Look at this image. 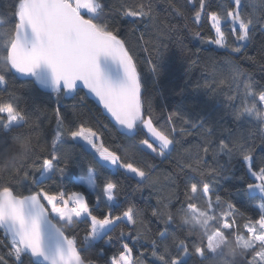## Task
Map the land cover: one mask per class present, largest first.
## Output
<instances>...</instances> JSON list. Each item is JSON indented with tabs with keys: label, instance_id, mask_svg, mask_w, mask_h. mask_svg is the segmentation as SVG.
Returning <instances> with one entry per match:
<instances>
[{
	"label": "snow or ice",
	"instance_id": "snow-or-ice-1",
	"mask_svg": "<svg viewBox=\"0 0 264 264\" xmlns=\"http://www.w3.org/2000/svg\"><path fill=\"white\" fill-rule=\"evenodd\" d=\"M165 3L0 4V264H264V0ZM185 32L225 50L195 90L223 97L226 122L183 100L153 114L169 52H190ZM17 79L55 96L54 120L10 90ZM85 89L111 127L62 105H83Z\"/></svg>",
	"mask_w": 264,
	"mask_h": 264
},
{
	"label": "trees",
	"instance_id": "trees-1",
	"mask_svg": "<svg viewBox=\"0 0 264 264\" xmlns=\"http://www.w3.org/2000/svg\"><path fill=\"white\" fill-rule=\"evenodd\" d=\"M7 0H0V4L6 3ZM224 0H215L216 4L223 3ZM158 11L163 14V9L166 7L165 0H157ZM175 23H181L179 20L174 21ZM202 35L211 36L213 35L210 26L205 25V27L201 30ZM184 44L187 46V49L190 52L184 54L181 57L179 50L175 47H172L169 52V57L171 58L169 62L166 63V68L164 74L160 78L159 90L158 93L154 92V115L160 116L162 111L174 108L178 103L182 100L186 104H194L195 107L188 109L193 115L197 112H201V114L209 116V118L218 119L219 116L224 115L225 122L229 119L226 115L225 105L223 97H216L214 99H209L208 96L204 94L203 91H196L195 86L197 83H203L204 79L207 78V71L204 68V62L211 55L214 62L217 64L222 61L226 55L225 50L217 49L214 45L204 44L199 39L193 38L191 35L187 34V32L182 33ZM259 34L257 35V41H259ZM200 50L197 52V50ZM255 46H253L250 51V55L255 54ZM141 60H145L148 56V53H140ZM191 56V60H196L197 63L193 65L190 69L188 65L191 64V60L187 57ZM244 67L249 69L250 71H254L257 75V78H260L259 68L253 67L252 65L245 63ZM146 78L149 83H151L150 74L145 73ZM11 88H14L17 91L18 95H22L24 100L27 101V106L29 111H32L34 108L40 112V118L44 122L45 125L48 124L49 120H54L52 116V109L55 106V96L51 93L42 91V90H32L28 91L24 88V81L22 79H17L14 82H10ZM183 89L184 95L177 96L175 93ZM159 93H162L159 94ZM5 94L0 91V96H4ZM80 96H85V92L82 91ZM62 105H77L80 111L87 113L92 119L93 122H99L103 124H109L108 118L103 114L102 110L99 106L95 104L88 96H85L83 101V105H81L79 101V97L75 100L64 98L62 100ZM163 122V121H161ZM111 127V124H109ZM112 135L119 137V132L116 129H113ZM196 142V137L192 136L188 138V143L193 144ZM187 146V145H186ZM221 162H224V158L221 157ZM94 163L90 156L85 155L82 159V164ZM159 170L161 172L170 171L171 166L167 163H161L157 161ZM239 167V165H237ZM101 178L110 177L122 179L120 177H115L112 170L108 168L99 169ZM81 169H74L73 175L70 177L73 183L77 182V177L80 174ZM130 187V182H126ZM231 185L227 181H221V194L224 195V189L230 188ZM243 211V209H241ZM96 249H91L87 255L90 257L95 256Z\"/></svg>",
	"mask_w": 264,
	"mask_h": 264
},
{
	"label": "water",
	"instance_id": "water-1",
	"mask_svg": "<svg viewBox=\"0 0 264 264\" xmlns=\"http://www.w3.org/2000/svg\"><path fill=\"white\" fill-rule=\"evenodd\" d=\"M42 91H45V92H48V93H50L49 91H47V90H42ZM87 90L85 89L84 90V92H86ZM92 101H94L95 102V104L97 105V106H99L100 107V109L102 110V112H103V109H102V105H99L98 104V102H97V100H96V98L94 97V96H88ZM68 99H71V98H68ZM104 114V113H103ZM105 115V114H104ZM106 116V115H105Z\"/></svg>",
	"mask_w": 264,
	"mask_h": 264
}]
</instances>
